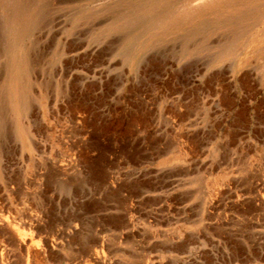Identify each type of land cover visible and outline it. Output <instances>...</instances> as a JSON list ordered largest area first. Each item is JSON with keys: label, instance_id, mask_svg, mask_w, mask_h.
Returning a JSON list of instances; mask_svg holds the SVG:
<instances>
[{"label": "rangeland", "instance_id": "rangeland-1", "mask_svg": "<svg viewBox=\"0 0 264 264\" xmlns=\"http://www.w3.org/2000/svg\"><path fill=\"white\" fill-rule=\"evenodd\" d=\"M48 1L4 113L0 264H264V23L233 58L125 60L113 0Z\"/></svg>", "mask_w": 264, "mask_h": 264}, {"label": "bare ground", "instance_id": "bare-ground-1", "mask_svg": "<svg viewBox=\"0 0 264 264\" xmlns=\"http://www.w3.org/2000/svg\"><path fill=\"white\" fill-rule=\"evenodd\" d=\"M195 1L113 0L108 6L117 13L106 32L123 35L120 54L125 60L145 52H160L170 43H180L187 50L198 37L203 40L199 52L214 51L212 56L222 60L235 57L245 38L264 23V0ZM48 4V0H0V137L7 107L16 115L28 110L31 58L38 62L41 57L36 32L50 11ZM218 36L222 40L215 46L208 45L209 39ZM257 56L264 61V41Z\"/></svg>", "mask_w": 264, "mask_h": 264}]
</instances>
